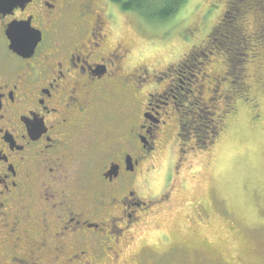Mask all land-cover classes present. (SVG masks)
Listing matches in <instances>:
<instances>
[{"label": "flooded vegetation", "instance_id": "af4514ba", "mask_svg": "<svg viewBox=\"0 0 264 264\" xmlns=\"http://www.w3.org/2000/svg\"><path fill=\"white\" fill-rule=\"evenodd\" d=\"M120 8L112 0H0V264L116 258L149 214L140 193L166 141L221 130L216 119L235 111L236 63L210 80V45L154 78L140 75V55L116 34L111 11ZM11 24L29 27L31 44L39 37L31 55L11 49ZM224 82L231 90L216 98ZM205 90L207 101L224 99L212 126Z\"/></svg>", "mask_w": 264, "mask_h": 264}, {"label": "rangeland", "instance_id": "374dc122", "mask_svg": "<svg viewBox=\"0 0 264 264\" xmlns=\"http://www.w3.org/2000/svg\"><path fill=\"white\" fill-rule=\"evenodd\" d=\"M184 3L191 7L185 19L173 26L171 37L162 33L171 16L149 23L139 13L122 8V13L111 11L118 16L116 34L132 53L140 55L136 61L142 66L139 74L147 70V76L154 78L181 62L191 50L204 49L213 28L226 18L227 29L210 43L216 52V42L227 36L236 64L228 59L226 65H217L218 58L213 55L205 73L211 80L224 76L227 65L236 66L240 78L235 76V111L223 113L224 99L207 101L213 96L205 90L207 124L212 126L217 114L223 113L221 120H216L220 125L224 121V128L182 139L174 133L166 141L165 154L153 160L154 169L140 193L150 202L145 209L149 214L120 244L123 259L105 257L98 264L105 260L108 264H241L252 259L244 254L249 245L259 248L264 244V0ZM198 3L202 6L196 7ZM212 5L217 7L212 9ZM229 90V82H224L216 98ZM180 147L183 151L179 152ZM244 219L255 225L254 230H247ZM245 239L247 243L242 242Z\"/></svg>", "mask_w": 264, "mask_h": 264}, {"label": "snow or ice", "instance_id": "6c2138e0", "mask_svg": "<svg viewBox=\"0 0 264 264\" xmlns=\"http://www.w3.org/2000/svg\"><path fill=\"white\" fill-rule=\"evenodd\" d=\"M148 3H149V9H148L149 14L144 15L142 13L141 15H144V19L148 21L149 23H151V21L155 19L156 16L158 15L162 17H168L169 15H171L172 17L171 23L162 30V33H166L168 37H171L172 35L173 26L179 25L185 19V15L188 14L189 8L191 7V5H186L184 3V0H176L175 6L173 7L166 6L164 9L160 10V12L157 13V12L151 11L152 0H148ZM141 6H143V4ZM201 6H202L201 3L196 4V7H201ZM216 7H217L216 5L211 6L212 9H215ZM208 14L211 15V10H209ZM114 19H118V16L114 17ZM205 20H207V17H205ZM193 23L195 24V22ZM217 31H219V29ZM20 39L22 42H25L28 39V37L23 36ZM216 43L218 45L217 51L213 53V55L217 56L218 58L216 61V64L226 65L228 59L230 58L229 57L230 48H229V43H228V37L225 36L223 42L218 40ZM180 47H187V45L180 44ZM167 48L172 49V44L167 43ZM179 55H180L179 52H176V57H179ZM2 191L3 189L0 188V192ZM261 215L264 216V210L261 211ZM244 223L247 225V230H254L255 228L254 224L250 223L246 219H244ZM121 227H123V225H121ZM242 242L247 243L248 241L247 239H245ZM244 254L251 255L252 259L242 261L241 264H264V244H261L259 248H255L249 245V248L244 251ZM4 257H5V249H4L3 234H0V260H3ZM123 258L124 257L122 255L116 257V259H123ZM22 259H27V257H23ZM103 264H108V262L105 260L103 261ZM226 264H231V262H226Z\"/></svg>", "mask_w": 264, "mask_h": 264}, {"label": "trees", "instance_id": "16d2710c", "mask_svg": "<svg viewBox=\"0 0 264 264\" xmlns=\"http://www.w3.org/2000/svg\"><path fill=\"white\" fill-rule=\"evenodd\" d=\"M112 1L120 4L122 10H124V11H134V12L139 13L140 15L142 13L144 15L149 14V12H148V9H149L148 0H112ZM231 1L235 3L236 0H231ZM175 3H176V0H152L151 11L158 13V12H160V10L164 9L166 6H169V7L175 6ZM142 4H143V6H141ZM256 8L261 9V7H259V6H256ZM144 15H141V16L144 17ZM170 16L171 15H169L168 17H162V16L158 15L152 21H164L165 19L169 18ZM226 20H227L226 18L222 19V21H220L219 24L213 28V31L211 32V36L209 37V44L205 45V48H206V46L210 45L215 50L214 44L211 45V43H210L211 38H213L215 35L221 37V35H222V33H220L221 30L223 28L227 29V27H225V25H226L225 22H229V21H226ZM218 29H219V31H217ZM228 31L231 33L234 32L233 30H228ZM231 55H233V53H231ZM229 60H233L231 56H230ZM207 112H209V111L205 108V122H207V119H208ZM212 128L214 130L213 126H212Z\"/></svg>", "mask_w": 264, "mask_h": 264}, {"label": "water", "instance_id": "95a60500", "mask_svg": "<svg viewBox=\"0 0 264 264\" xmlns=\"http://www.w3.org/2000/svg\"><path fill=\"white\" fill-rule=\"evenodd\" d=\"M7 34L11 41V49L23 56L31 55L36 43L39 40V37H37V39L32 42L33 44H31L29 38L33 37V35L31 36L30 28L27 26H18L17 24L9 25ZM23 36L28 37L25 42H22L20 39Z\"/></svg>", "mask_w": 264, "mask_h": 264}, {"label": "bare ground", "instance_id": "6f19581e", "mask_svg": "<svg viewBox=\"0 0 264 264\" xmlns=\"http://www.w3.org/2000/svg\"><path fill=\"white\" fill-rule=\"evenodd\" d=\"M117 101V100H116ZM115 102V101H114ZM121 103V102H120ZM123 104V103H122ZM126 118V117H125Z\"/></svg>", "mask_w": 264, "mask_h": 264}]
</instances>
